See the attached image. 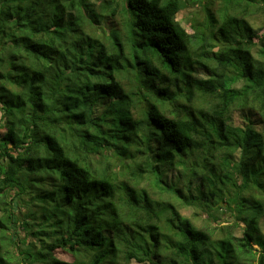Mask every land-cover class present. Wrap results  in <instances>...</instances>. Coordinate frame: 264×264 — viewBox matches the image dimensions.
I'll return each mask as SVG.
<instances>
[{"label": "trees", "instance_id": "1", "mask_svg": "<svg viewBox=\"0 0 264 264\" xmlns=\"http://www.w3.org/2000/svg\"><path fill=\"white\" fill-rule=\"evenodd\" d=\"M262 9L0 0V264H264Z\"/></svg>", "mask_w": 264, "mask_h": 264}, {"label": "rangeland", "instance_id": "2", "mask_svg": "<svg viewBox=\"0 0 264 264\" xmlns=\"http://www.w3.org/2000/svg\"><path fill=\"white\" fill-rule=\"evenodd\" d=\"M199 8V6H195V7H192V8H186V9H183L180 13H178L177 15V20L181 23V25L190 33L191 32V29H190V20L189 19L187 21V18H189V16L194 13L197 9ZM255 25V27H258L259 31L257 30V33L255 32V38L258 39L261 37V35L263 34L264 32V9L260 10V12L257 14L256 17H254L252 20H251ZM207 46L208 48L210 49H215L211 44L207 43ZM257 50L258 48H254L252 50V54H254V56L257 55ZM124 84L126 85V90L127 88L129 87V84L127 82H124ZM2 116L1 114V111H0V117ZM233 121L234 123H236L237 125H242V114H235L233 116ZM0 133L3 134L4 133V130L1 129L0 130ZM103 161V158H102V155L99 154L96 156V160L94 161V164H96L97 166L100 165V162ZM104 163V162H103ZM102 163V164H103ZM174 176H175V172L170 174L169 173V176H168V180H170L171 178L174 179ZM144 185V184H143ZM48 191V190H45V192ZM46 194H49L48 192H46ZM23 209V208H22ZM21 209V210H22ZM180 214L183 216V217H186L188 218L195 226L199 227V228H202L205 224H206V221H208L206 218H207V215L206 213L201 209V208H196L194 210H192L191 207H182L180 209ZM218 215V219H215L214 224L215 226H222V225H226V224H229L233 221L232 218L229 217V215H226L225 216H222L221 214H216ZM215 215V217H216ZM260 228L262 230V232L264 233V220L261 219L260 221ZM235 233L237 236H239L240 234V231L237 229L235 230ZM56 257L63 261V262H66V263H71L73 262V257H71L68 253H65L63 252L62 250H58L56 253H55ZM39 264V263H37ZM132 264H136V263H132Z\"/></svg>", "mask_w": 264, "mask_h": 264}]
</instances>
